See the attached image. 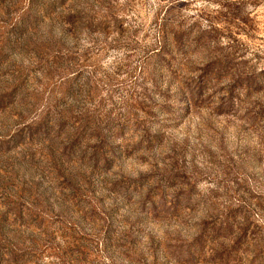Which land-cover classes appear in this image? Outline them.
<instances>
[{
    "label": "rangeland",
    "instance_id": "1",
    "mask_svg": "<svg viewBox=\"0 0 264 264\" xmlns=\"http://www.w3.org/2000/svg\"><path fill=\"white\" fill-rule=\"evenodd\" d=\"M0 264H264V0H0Z\"/></svg>",
    "mask_w": 264,
    "mask_h": 264
}]
</instances>
